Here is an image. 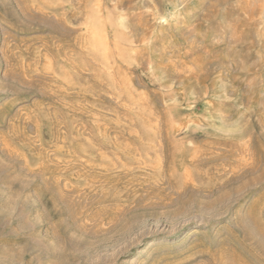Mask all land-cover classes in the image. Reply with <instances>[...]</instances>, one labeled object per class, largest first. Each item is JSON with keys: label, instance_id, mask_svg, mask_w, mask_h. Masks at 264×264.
<instances>
[{"label": "rangeland", "instance_id": "1", "mask_svg": "<svg viewBox=\"0 0 264 264\" xmlns=\"http://www.w3.org/2000/svg\"><path fill=\"white\" fill-rule=\"evenodd\" d=\"M239 2L0 0V264H264V0ZM208 52L219 130L261 149L233 168L190 166L173 121Z\"/></svg>", "mask_w": 264, "mask_h": 264}, {"label": "bare ground", "instance_id": "2", "mask_svg": "<svg viewBox=\"0 0 264 264\" xmlns=\"http://www.w3.org/2000/svg\"><path fill=\"white\" fill-rule=\"evenodd\" d=\"M240 2H241V0H240ZM172 19H174V20H172L173 23H177L178 22L177 24H181L180 22L182 21V16H181L180 12L177 11L172 16ZM198 19L199 18H195L193 20L190 19V22L188 23V27H185V28L182 27L180 29L181 33H187L188 30H190V32H192V33L194 32L193 34H194L195 37H197L195 34L205 33L207 31L206 30L207 28H205V26L204 27L201 26V25H203V23L199 22ZM247 19H248V23L244 22V23H242V25L237 26L236 28H234V29L237 30V32L235 31L236 33H234V36L232 38L233 44H234V45H232L233 50L237 49V48H238L237 50H239V49L242 50V49H248L249 48L247 46V44H246V43H248L247 42L248 41L247 38L250 35L249 27L253 25V23H254V21L256 19L253 16H247ZM203 21L206 23L207 21L209 22L210 20H209V18L205 17V18H203ZM197 23H199V25ZM216 27H218V26H216ZM193 39L195 40L196 38H193ZM194 40L192 41L193 43L195 42ZM91 42L89 44L92 46L94 43L93 42L91 43ZM96 44H97V45H95L96 47L99 46L100 50L102 49L103 52H105V50H104L105 48H102V46L105 47L107 42L98 41ZM192 46H190L191 50L189 49L190 50L189 53H191V52L193 53V51H194ZM93 47H94V45H93ZM227 51H225V53ZM209 54H210L209 52L206 53L204 60L202 59L201 61L198 62V64H197L198 67L195 70H192L193 71L192 72V76H189V77L186 76L187 77L186 81L188 82V85L191 84L193 82V80H195L198 84L201 85L202 89H204V90L201 91L199 99L192 101V103H190L189 106L186 107V109L188 108L190 110V112H189V116L190 117L189 116L185 117V115H184L183 118L180 117L181 106H177L176 105V106L173 107V121H174L175 125H179V126L183 125L184 126L188 121L190 123L194 122V123H198L200 125V126L199 125L195 126L192 129H189L190 132H189V135L187 137V143H188L187 145L189 146V149H188V152H189L188 153L189 154V156H188V164L190 166H192V167L193 166L198 167L200 164L208 162V163H211L210 167H213L212 166L213 162H219L220 163V162L225 161L226 163H229L230 165H232L233 162H240V164H241V163L247 162L249 159L260 158L261 155H258V152L260 154L259 150H261V149H259V148H257V149L249 148L247 146L248 142L249 143L253 142V140L252 141L249 140L252 136L251 137L248 136L249 130L247 128H245L241 132H238V133L236 132L235 134H230V135L226 134V133H230V129H228L230 127H228L226 130H219L220 128H218L219 116H221L222 114H227V113L229 114V112H226L227 103L223 102V100H222L223 98L222 99L220 98L221 96L225 95L226 91L225 92H221L218 89L214 88L217 85H221V79H223V77H224L223 73L222 72H216L214 77H213L214 79L209 78L210 77V73H209L208 65L211 63L210 60H208V55ZM221 54L217 55V57H220ZM181 77H182V75H181ZM220 90H223V89H220ZM199 111H201V113L198 115L197 112H199ZM250 113H251V115H255V116L261 115L259 112H256L254 110L252 112H250ZM221 120H222V118H221ZM179 128L177 126L174 129V133L177 136L179 135L178 132L180 133V129ZM221 129H223V128H221ZM250 147H251V145H250ZM254 147H256V146H254ZM41 153H43V152H41ZM262 155H264V149H263ZM256 161H258V160H256ZM47 162H49V161H47ZM27 163H28V161H27ZM42 166H44V165H42ZM200 166H202V165H200ZM195 167H193V168H195ZM230 167L233 168L234 166L232 165ZM187 168H189V167L187 166ZM253 168H254V166H253ZM42 169H43V167H42ZM197 169H199V168H197ZM207 169L209 170V168H207ZM210 169H212V168H210ZM241 185H243V184L241 183ZM248 186H249V184H248ZM243 187L241 189H243ZM225 195H227V194H225ZM221 198H223V197H221Z\"/></svg>", "mask_w": 264, "mask_h": 264}]
</instances>
